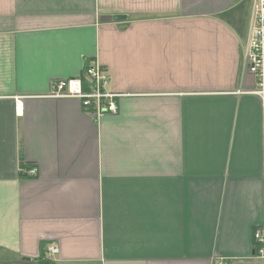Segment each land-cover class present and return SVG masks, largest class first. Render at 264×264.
Instances as JSON below:
<instances>
[{"label": "crops", "instance_id": "obj_1", "mask_svg": "<svg viewBox=\"0 0 264 264\" xmlns=\"http://www.w3.org/2000/svg\"><path fill=\"white\" fill-rule=\"evenodd\" d=\"M251 7L0 0V264H263ZM93 63L120 94L116 114L49 95ZM20 146L36 175L21 172Z\"/></svg>", "mask_w": 264, "mask_h": 264}, {"label": "built area", "instance_id": "obj_2", "mask_svg": "<svg viewBox=\"0 0 264 264\" xmlns=\"http://www.w3.org/2000/svg\"><path fill=\"white\" fill-rule=\"evenodd\" d=\"M244 67L247 73L255 79L253 92L259 96L264 104V0H252L251 21L249 34L243 54ZM87 79V90H84L81 78L56 79L51 81L50 96L57 98H77L86 114L98 118L104 114L118 112V97L120 94L108 90L109 80L107 69L98 64H87L84 67ZM20 113L21 110L17 109ZM21 172L28 176L36 175V166L21 167ZM253 241L259 244L257 257L264 264V226L255 228L252 233ZM57 251L56 246H50L49 254Z\"/></svg>", "mask_w": 264, "mask_h": 264}, {"label": "trees", "instance_id": "obj_3", "mask_svg": "<svg viewBox=\"0 0 264 264\" xmlns=\"http://www.w3.org/2000/svg\"><path fill=\"white\" fill-rule=\"evenodd\" d=\"M80 78H81V80H82V82H83V85H82L83 89H84V90H87V85H86V83H87V79H86L85 75L82 74ZM19 154H20V165H21V167H23V168H28V167H30V164H28V163L25 161V159H24L23 151H22V146H20V153H19ZM258 246H259V244H256V242H254V246H253L254 256L257 255V249H258Z\"/></svg>", "mask_w": 264, "mask_h": 264}, {"label": "water", "instance_id": "obj_4", "mask_svg": "<svg viewBox=\"0 0 264 264\" xmlns=\"http://www.w3.org/2000/svg\"><path fill=\"white\" fill-rule=\"evenodd\" d=\"M124 15H120V14H103L100 16V20L101 21H109V20H120V19H124ZM22 260H29V258L27 257H23Z\"/></svg>", "mask_w": 264, "mask_h": 264}, {"label": "rangeland", "instance_id": "obj_5", "mask_svg": "<svg viewBox=\"0 0 264 264\" xmlns=\"http://www.w3.org/2000/svg\"><path fill=\"white\" fill-rule=\"evenodd\" d=\"M38 263H40V264H53V261L51 259H49L48 257H46L45 259H42Z\"/></svg>", "mask_w": 264, "mask_h": 264}]
</instances>
